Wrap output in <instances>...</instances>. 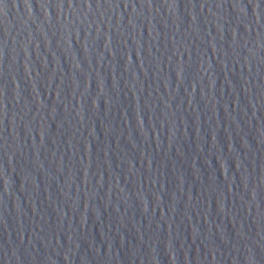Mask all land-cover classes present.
Segmentation results:
<instances>
[{
	"label": "water",
	"instance_id": "obj_1",
	"mask_svg": "<svg viewBox=\"0 0 264 264\" xmlns=\"http://www.w3.org/2000/svg\"><path fill=\"white\" fill-rule=\"evenodd\" d=\"M0 264H264V0H0Z\"/></svg>",
	"mask_w": 264,
	"mask_h": 264
}]
</instances>
